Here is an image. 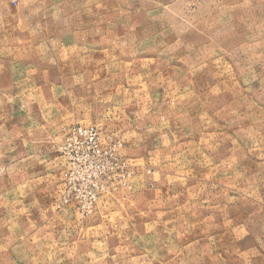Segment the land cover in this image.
I'll use <instances>...</instances> for the list:
<instances>
[{
    "label": "rangeland",
    "instance_id": "rangeland-1",
    "mask_svg": "<svg viewBox=\"0 0 264 264\" xmlns=\"http://www.w3.org/2000/svg\"><path fill=\"white\" fill-rule=\"evenodd\" d=\"M0 264H264V0H0Z\"/></svg>",
    "mask_w": 264,
    "mask_h": 264
},
{
    "label": "built area",
    "instance_id": "built-area-1",
    "mask_svg": "<svg viewBox=\"0 0 264 264\" xmlns=\"http://www.w3.org/2000/svg\"><path fill=\"white\" fill-rule=\"evenodd\" d=\"M9 2L16 6L19 0H9ZM71 138L74 143L81 146V149L92 152L93 154H101V146L99 143L98 133L94 128L77 127L71 131ZM97 191L92 186H86L84 190V199L80 200L79 204L85 208H91L96 201Z\"/></svg>",
    "mask_w": 264,
    "mask_h": 264
}]
</instances>
